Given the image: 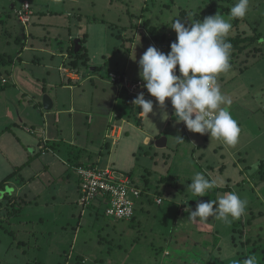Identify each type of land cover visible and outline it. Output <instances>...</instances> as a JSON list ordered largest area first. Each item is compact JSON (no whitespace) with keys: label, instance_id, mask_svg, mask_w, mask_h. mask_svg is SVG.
<instances>
[{"label":"rangeland","instance_id":"obj_1","mask_svg":"<svg viewBox=\"0 0 264 264\" xmlns=\"http://www.w3.org/2000/svg\"><path fill=\"white\" fill-rule=\"evenodd\" d=\"M24 1L0 0V56L22 53L24 60V64L18 61L1 71L8 84L0 91V144L4 146L0 183L15 171L11 158L20 160L16 164L19 167L34 160L55 164L46 175L39 172L34 176L29 185L34 188L33 196H27L17 177L11 180L13 191L6 187L12 205L5 201L0 214V264H243L249 255L264 264V0H250V10L238 26L230 17V9L223 13L219 6L231 8L238 0H29L36 5L37 23L45 13L43 25L36 29H31L32 23L22 27L15 16V7ZM212 2L217 13L233 25L229 37L261 35V40L245 52H231L230 71L218 78L222 92L231 99L227 109L241 128L238 144L228 146L210 134L189 131L183 123L175 122L174 109L168 104L165 110L169 118L161 119L155 101L157 114L148 115L144 130L126 119L118 122L115 115L131 108L123 103L124 92L108 80L109 75L125 74L128 83L138 81V61L148 47L170 52L167 44L177 39L170 27L172 21L179 19L190 26L214 16L217 13L209 12ZM151 28H157L161 36L165 34L166 43L154 42L149 35ZM75 35L86 36L81 44L88 51L89 62L80 68L81 82L71 93L60 84L64 74L75 75L66 68V52L79 40ZM134 41L138 46L131 59ZM89 76H94V83L87 80ZM22 83L33 90L32 94L20 92ZM45 95L54 97L56 108L51 112L61 118L56 124L54 114L47 117L52 134L48 131L46 135L39 128L42 112L29 111L33 113L31 119L17 118V125H13L12 115L17 116V109L36 103L41 108ZM114 97L119 101L111 109ZM120 124L124 129L120 139L117 135L107 138V133ZM26 127H32L34 134ZM8 129L13 133L3 135ZM162 136L168 146L160 149L156 141ZM177 136L184 141H178ZM146 137H151L149 144H145ZM48 141L50 146L58 144L56 155L39 149V144ZM78 160L85 166L133 173L145 190L137 201L134 220L108 217L107 206L100 202L83 208L73 167ZM223 165L226 167L221 173L218 167ZM196 173L223 181L216 187L228 190H220L217 200L229 192L247 200L245 214L230 224L212 217L199 223L189 220L185 203L196 196L187 186ZM169 174L178 177L170 179L171 185L158 187L159 179ZM145 176L151 181L148 188ZM161 190L163 202L158 204L157 192ZM6 193L0 191V202ZM21 241L26 245H20Z\"/></svg>","mask_w":264,"mask_h":264},{"label":"clouds","instance_id":"obj_2","mask_svg":"<svg viewBox=\"0 0 264 264\" xmlns=\"http://www.w3.org/2000/svg\"><path fill=\"white\" fill-rule=\"evenodd\" d=\"M249 10L250 0H238L230 8V17L242 19ZM170 27L177 34L176 41L170 45V52L165 54L150 46L138 61V75L144 82L143 87L160 106L161 119L169 118L165 109L166 100H170L177 124L183 123L193 133L210 134L228 146L237 145L241 128L227 109L231 99L222 92L218 83L219 76L231 68L232 45L227 39L233 28L231 21L217 13L203 21L192 22L190 26L175 19ZM145 97L143 92L139 93L133 104L147 117L150 113L156 115L153 100ZM175 138L184 141L182 137ZM222 183V180L196 173L187 189L194 196L204 197ZM247 203L237 193L229 192L217 201L198 202L194 211L188 208V219L199 223L212 217L230 224L245 214ZM243 264H259L258 258L249 255Z\"/></svg>","mask_w":264,"mask_h":264},{"label":"trees","instance_id":"obj_3","mask_svg":"<svg viewBox=\"0 0 264 264\" xmlns=\"http://www.w3.org/2000/svg\"><path fill=\"white\" fill-rule=\"evenodd\" d=\"M222 2H230V3H232V0H222ZM24 3H25V1L19 7H15V9H14L15 16H16L17 19H18V17L16 15V11L19 10V8H21ZM219 6L222 7V11L221 12H223V13H225L226 11H228L230 9L229 7H225L224 5H219ZM209 8H210L209 9V12H211L212 14L217 13V9H216V6H215V3L214 2H212L211 5H209ZM30 10H31L32 16H33L34 15V12L32 10L31 5H30ZM78 17H80V16L77 15V18ZM197 17H200V15L196 14V18ZM240 21H242V20L241 19H235V23L237 24L236 26H238V23ZM19 23L22 25V27H25L20 21H19ZM149 35H150L151 39L154 42H156L157 44L162 45V44L166 43L167 36H165V34L163 36L159 35L157 28H151L150 31H149ZM20 39H21L20 37H17L16 38V41L17 42H20ZM227 39H228V41L232 45V48H231L232 54L233 55H237V54H241V53L245 52L250 46H255L256 42H259L261 40V35L260 34H254L253 36H247V35H244L243 36L241 34H237L235 37H228ZM172 42H175V41L173 39H170V42L169 43H172ZM22 44H23V42H20V45H22ZM167 45L170 46L171 44H167ZM24 46L25 45H23V48H24ZM255 49H257L256 50L257 52H260L261 51L260 48H255ZM84 51H85V47L83 45L79 48V51L78 52H75V45H73L69 49V56H68L69 57V61L67 62L66 68L72 70L75 75L80 74V68L81 67H87L88 66L89 57H88V54L86 52L84 53ZM130 52H131V49H130ZM19 54H21V53H19ZM17 56L16 57L7 56L6 54L0 56V80H1V82H0V91H2L5 88V85L7 84L6 83L7 82V79L5 77H2L1 76L2 75V72L1 71H2L3 68H6L7 66L8 67L12 66L14 64L15 59L17 58ZM95 70H97V69H95ZM112 74H116V75H120V74L119 73L112 72L109 75L108 80L111 83L119 86L120 89L124 92L125 97L127 95L128 98L126 99L124 97V99H126V100L123 103H126V106L131 108V109H128L127 112L126 111L125 112L122 111L120 113L119 117L121 119H123V120H125V119L126 120H129V122H132L137 127L142 128L143 127V119L141 117V114L143 112L139 109L138 106H135L133 104V101H134V99L137 96L132 95L130 93L129 88L124 84L125 74L120 75L122 77V79L121 80H117L115 82L112 81V78H111V75ZM3 80H5L6 82H4ZM67 81H68L67 83H71V85L72 84L73 85H77L80 82V80H77V81L76 80H73V81H76V82H73L72 80H67ZM92 82H94V79L92 80ZM139 82H141V81H136V82H131V83H135L136 84V83H139ZM143 89H144L143 86L142 87H138V89L136 90V94L143 92L144 91ZM124 95L122 94L121 97H123ZM128 101H130L131 104H129ZM124 115H125V117H123ZM57 147H58V144H57ZM57 147L54 148V145L50 146V148L52 150L58 149ZM109 147L110 146H107V148H109ZM102 155H103V153H102ZM74 166L77 167V169L78 168H94V167H96V166H85L79 160H78V162L76 164H74ZM22 168L23 167L16 168V170L11 175H9L6 179H4L0 183V191L3 190L4 193L7 192V190H6L7 188L6 187L8 186V182L11 181L12 179L16 178L17 175L22 170ZM148 175H149V172H148ZM129 176H130V179H131L132 186H134L137 189L141 190V193H142L141 194V198H142L145 195V190L142 189L141 184L139 183V180L138 181L135 180L133 173H129ZM177 177L178 176H176V175H170V174L167 175V176H165V177L164 176L161 177L159 179V181H158V187L160 185H165V184L166 185H171V182H170L171 180L170 179L172 178L173 180H176ZM143 181H144L145 186L148 188L150 186V184H151V181L149 179H147L146 176L144 177ZM223 189L228 190L226 188L214 187L213 189L209 190L206 193V196H204V197H198V196H196V199H191L188 202H186L185 203V207L187 209L190 208L191 210L194 211L195 208H196L197 203L200 202V201H209V200L217 201V194L219 193L220 190H223ZM157 194L159 195V198L158 199H161L162 202H163V197H162L164 195L163 190L157 192ZM11 199H12V196H10L9 193H6L5 196H4L3 201L0 202V208H3L4 207L3 204H4L5 201L10 202V206H11L12 205V203H11L12 200ZM79 199H80V192H79ZM137 201L135 200L136 205H137ZM96 202H100V203H102L105 206L107 205L106 204V200H105L104 197H102V196H99L98 197L97 196L96 199H94L92 202H90V204L88 206H83V208L84 209L91 208V207H93L95 205ZM214 207H215V205H214ZM136 208H137V206L135 207V215H136ZM135 215L132 218V220L135 219ZM9 216H10V213H9ZM3 218H5V217H3ZM243 226H244V224H243ZM241 233H242V231H241ZM232 241L234 243V246H237V244H236L237 241H236V239H235L234 236L232 237ZM247 242L250 243L249 240H247ZM20 245H26V243L24 241H21L20 242Z\"/></svg>","mask_w":264,"mask_h":264},{"label":"crops","instance_id":"obj_4","mask_svg":"<svg viewBox=\"0 0 264 264\" xmlns=\"http://www.w3.org/2000/svg\"><path fill=\"white\" fill-rule=\"evenodd\" d=\"M25 2H28L30 5H31V7H32V10H33V12H34V15L32 16V27H31V29H36V26L37 25H43L42 23H41V20H42V18H43V16H44V14L45 13H43V15L41 14V18H38V19H40L39 21H40V23H37L36 21H35V16H37V11H36V5H34L33 3H31L29 0H25ZM40 17V16H39ZM78 19L80 20V21H82V18L81 17H78ZM80 34V33H79ZM86 37V36H85ZM85 37L83 38V37H81L80 35H75V38H78L79 40V45L80 46H82V44H81V41L84 39V40H86L85 39ZM88 37V36H87ZM83 38V39H82ZM70 39L72 40L73 39V37H72V34L70 35ZM87 42V41H86ZM135 41L133 42V44H132V47H131V52H130V54H131V56H130V58L131 59H133V54L135 55V52H136V49H137V44H136V47L134 46L135 45ZM74 44V43H73ZM72 44V45H73ZM139 44V43H138ZM75 45V44H74ZM84 46V45H83ZM70 47H72V46H70ZM26 48V47H25ZM87 53L88 54V51H87V49L85 48V51H84V53ZM138 52H140V47H139V50H138ZM22 53L21 54H19L18 55V57L15 59V62H20L21 64L23 63L24 64V60H23V57H22ZM66 55H69V49H68V51L66 52ZM14 62V63H15ZM14 65V64H13ZM70 70V69H69ZM70 71H72V70H70ZM64 74V73H63ZM93 77L94 76H89L88 78H87V80H92L93 79ZM75 79H76V81L77 80H80V82H81V78H80V74H78V75H75V77H74ZM62 80V83L60 84V86H61V89H67V90H69L71 93H73L76 89H77V87H76V85H71V83H67L68 81L67 80H72V79H70V78H68V74L67 75H65L64 74V76L61 78ZM135 80H138V81H141V82H143L142 80H141V78H137V79H135ZM42 81H45L46 82V79H42ZM73 81V80H72ZM76 81H73V82H76ZM16 82V81H15ZM109 82V81H108ZM132 82H135V81H133V79H132ZM7 84H8V79H7V82H6ZM92 83H94V82H92ZM144 83V82H143ZM49 85L53 88V86L51 85V83H49ZM26 86L27 85H25L24 86V83H22L21 84V87H20V92L21 93H23V92H25V93H27V95H29L30 94V92H31V94H32V91L33 90H27L26 89ZM28 87V86H27ZM27 90V91H26ZM121 90V89H120ZM144 91H143V93H144V95H146V99H151V100H153V102L155 101V98L154 97H151V95L147 92V90H146V88H144L143 89ZM122 91V90H121ZM43 93L44 94H46V92H45V89H44V91H43ZM118 93V96H120V91L119 90H117V92H116V94ZM139 94V93H138ZM138 94H136L135 96H138ZM117 96V97H118ZM51 99H52V101H53V109L54 108H56L55 106H56V100L54 99V97L53 96H49ZM126 99L128 98L127 96L125 97ZM125 99V100H126ZM118 101L119 100H117L116 99V97H114L113 98V101H112V105H111V109H113V108H116L117 106V103H118ZM128 103L129 104H131V102L130 101H128ZM42 105H41V108H37V103L34 105V107H31V108H29V107H26L25 109L23 108V107H21V110H19V109H17V116H13L12 115V120H11V122H13V125L14 126H16L17 125V123H16V120H18V119H23L24 117H26V118H28V119H31V117H33V113H36V112H38V114H40L41 112H42V114H41V116H42V120H43V122H41V123H39V126H42V127H39L40 129H42L43 131H44V133L46 134V135H48V131L52 134V127H50L49 128V125L47 124L48 123V120H47V117H50V115H53L54 113L53 112H51V110L49 111V112H44L43 111V109H44V106H43V103H41ZM166 104H168L169 106H171V103H170V100H166ZM23 108V109H22ZM109 108V109H110ZM31 109H33V110H31ZM52 109V110H53ZM29 111L30 112H33L32 114H29ZM59 112V111H58ZM55 115V114H54ZM119 115L120 114H116L115 115V118L118 120V122H124V120L123 119H121L120 117H119ZM149 115V114H148ZM141 117H142V119H143V127L142 128H139V127H137L136 125V127L137 128H139V129H142V130H144L145 129V127H146V119H147V116L144 114V113H142L141 114ZM18 118V119H17ZM61 121V118L59 117V114H57V115H55V123L56 124H58L59 122ZM32 127H26V130L27 129H31ZM123 124H120V125H115L112 129H111V132L108 134L107 133V138H114L116 135H117V137H119V139H120V137L122 136V133H123ZM74 131V130H73ZM4 132H7V133H13L11 130H3V135H4ZM15 135V134H14ZM54 137V138H53ZM15 138H16V140L19 142V143H21L22 141H21V139H19V138H17L16 137V135H15ZM52 140H55V136H52ZM203 138V137H202ZM150 139H151V137H146L145 138V144H149V142H150ZM158 139H159V137H158ZM48 140V138H45V141H47ZM205 140H207L206 138H205ZM50 141H48L47 142V144H44V145H40L39 144V149H40V147H41V151L43 152V150H42V148L45 146L46 148L44 149L45 151H47V153H50V152H52L54 155H56V150H52L51 148H50ZM54 148H56L57 147V143L56 142H54ZM30 146H32L31 144L29 145V147ZM166 146H168V140H167V145ZM165 146V147H166ZM4 146H1V144H0V152L1 153H3L4 151H3V148ZM33 148H31V149H33L32 150V153H34V154H36V150H35V147L34 146H32ZM164 147V148H165ZM160 149H162V148H160ZM33 154V155H34ZM19 161L20 160H18V159H12L11 158V161H10V165L12 166V168L14 169V170H16V168H18L19 166H17L16 164H18L19 163ZM55 163L53 162L52 164H50V163H48V162H46V163H42V162H40L39 160H34V161H29V163H26V164H23V166H20V167H23L22 168V170L20 171V173L17 175V179H19V181H22V183L24 184V187H22V188H24L25 189V191H27V196L28 197H30V195H34V188L33 187H31V186H29L30 184H31V182L32 181H34V179L36 178V177H34V176H38V173L40 172L41 173V175L43 174V175H46L48 172H51L50 171V167L52 166V165H54ZM74 168H75V170H76V172H77V167H75V166H73ZM225 167H226V165H223V166H219L218 168H219V170H220V172L221 173H223L224 172V170H225ZM77 177H78V187H77V193H78V196H79V176H78V174H77ZM228 181H231L230 179H228ZM12 182L11 181H9L8 182V186L10 187V188H12V185H10ZM7 186V187H8ZM12 191L14 190V188H12L11 189ZM141 198V197H140ZM138 200H140V199H138ZM137 206V205H136ZM87 209H89V208H87ZM86 209V210H87ZM3 210H4V208H0V214H1V212H3ZM86 210H84L83 212H82V214H84V213H86ZM5 219V218H4ZM131 221V220H130ZM12 248H10L9 249V251L11 250ZM9 253V252H8ZM79 258H81V261H82V263L83 262H85V260H82L83 258L81 257V255H80V257ZM104 264V263H103Z\"/></svg>","mask_w":264,"mask_h":264},{"label":"built area","instance_id":"obj_5","mask_svg":"<svg viewBox=\"0 0 264 264\" xmlns=\"http://www.w3.org/2000/svg\"><path fill=\"white\" fill-rule=\"evenodd\" d=\"M18 20L26 27L31 23L32 12L30 4L25 2L19 10L16 11ZM73 72V71H72ZM72 80H76L73 74H68ZM112 81L121 80L120 75L112 74ZM124 78V77H123ZM6 82L5 80H3ZM124 84L129 88L132 95H136L138 87H142L143 83H128L124 78ZM130 85V86H129ZM138 94V93H137ZM33 133L32 129L26 130ZM77 174L80 179L79 203L82 206H88L96 197L102 196L106 200L107 216L122 220H132L135 215L136 202L141 197V190L132 186L129 173L117 171L111 167H94V168H78ZM157 203L161 204L162 200L157 199Z\"/></svg>","mask_w":264,"mask_h":264},{"label":"water","instance_id":"obj_6","mask_svg":"<svg viewBox=\"0 0 264 264\" xmlns=\"http://www.w3.org/2000/svg\"><path fill=\"white\" fill-rule=\"evenodd\" d=\"M79 48H80L79 47V41L77 40L75 43V52H78ZM43 106H44V109L47 111H50L53 109V101L48 95L44 96ZM166 145H167V138L166 137L162 136L156 141V146L158 148H164Z\"/></svg>","mask_w":264,"mask_h":264}]
</instances>
